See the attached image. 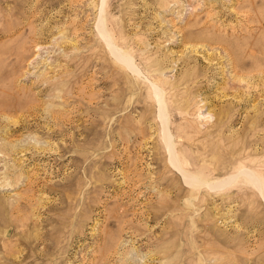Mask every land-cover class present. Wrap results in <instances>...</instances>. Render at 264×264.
<instances>
[{
  "label": "rangeland",
  "instance_id": "1",
  "mask_svg": "<svg viewBox=\"0 0 264 264\" xmlns=\"http://www.w3.org/2000/svg\"><path fill=\"white\" fill-rule=\"evenodd\" d=\"M0 264H264V0H0Z\"/></svg>",
  "mask_w": 264,
  "mask_h": 264
},
{
  "label": "bare ground",
  "instance_id": "2",
  "mask_svg": "<svg viewBox=\"0 0 264 264\" xmlns=\"http://www.w3.org/2000/svg\"><path fill=\"white\" fill-rule=\"evenodd\" d=\"M101 26V25H100ZM102 28V27H101ZM100 29V28H99ZM100 34L102 35V37L104 38V39H107L106 38V35H105V32H104V30H102V29H100ZM107 44H108V46L111 48V45H110V42L109 41H107ZM113 46V45H112ZM113 49V48H112ZM118 57V56H117ZM121 59V58H120ZM122 62H123V60H122ZM130 63V62H129ZM159 102V101H158ZM161 102H159V104H160ZM162 104V103H161ZM162 107V105L160 106V108ZM160 111H161V109H160ZM162 111L160 112V116H161V118H162ZM164 128V127H163ZM168 131V130H167ZM165 132H166V129H165ZM164 134V133H163ZM165 135H167V134H165ZM170 136V135H169ZM165 138V137H164ZM167 142H168V140H167ZM169 146V145H168ZM172 151V150H171ZM170 151V152H171ZM172 154V153H171ZM174 161V160H173ZM176 165V164H175ZM175 167V166H174ZM177 168V167H176ZM184 174V172H181V174ZM185 176V178H184V180L187 182V184L188 185H191V184H193V181H191V179H193V178H189L188 176H186V175H184ZM245 178V177H244ZM246 179V178H245ZM194 180V179H193ZM249 180H250V182H253L256 186H258L259 187V184L254 180V178H252V179H250V177H249ZM197 181V180H196ZM195 181V182H196ZM198 183V182H197ZM195 185V184H194Z\"/></svg>",
  "mask_w": 264,
  "mask_h": 264
}]
</instances>
